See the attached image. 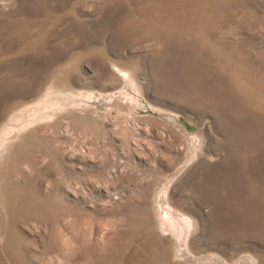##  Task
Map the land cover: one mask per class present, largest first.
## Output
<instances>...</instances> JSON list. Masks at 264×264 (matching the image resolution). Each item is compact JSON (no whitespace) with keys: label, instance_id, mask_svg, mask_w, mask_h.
I'll list each match as a JSON object with an SVG mask.
<instances>
[{"label":"rangeland","instance_id":"1","mask_svg":"<svg viewBox=\"0 0 264 264\" xmlns=\"http://www.w3.org/2000/svg\"><path fill=\"white\" fill-rule=\"evenodd\" d=\"M0 264H264V0H0Z\"/></svg>","mask_w":264,"mask_h":264}]
</instances>
